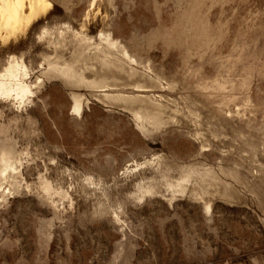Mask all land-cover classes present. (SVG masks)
Segmentation results:
<instances>
[{
  "label": "rangeland",
  "instance_id": "374dc122",
  "mask_svg": "<svg viewBox=\"0 0 264 264\" xmlns=\"http://www.w3.org/2000/svg\"><path fill=\"white\" fill-rule=\"evenodd\" d=\"M50 1L0 47L41 82L0 100V264H264V0Z\"/></svg>",
  "mask_w": 264,
  "mask_h": 264
},
{
  "label": "bare ground",
  "instance_id": "6f19581e",
  "mask_svg": "<svg viewBox=\"0 0 264 264\" xmlns=\"http://www.w3.org/2000/svg\"><path fill=\"white\" fill-rule=\"evenodd\" d=\"M52 9L53 3L50 0H0V47H8L26 37L32 27L46 18ZM69 31H71L70 28ZM48 35L50 36V30L45 28L39 38L42 39ZM63 35L64 32H60V36L63 37ZM74 36L86 48L95 46L98 53L105 55H110L113 51L118 52L121 57L127 58L130 62H136L125 47L120 46L117 41L111 38V35L101 34L100 43L96 45L92 43V38L82 32H75ZM48 67L50 70L61 73L64 78L70 81L77 77L84 79L82 75L77 74L74 66L70 63L61 65L58 62L49 61ZM41 72L45 73L42 70ZM32 76L33 73L23 57L9 55L5 65L0 69V100H10L18 104V109H26L27 104L35 101L37 89L41 86L40 77L33 81ZM70 84L73 83L70 82ZM72 97L74 110L80 113L83 109L82 99L76 94H72ZM17 170L18 167L12 153L9 150H1L0 180L7 181L17 174ZM44 190L51 194L52 188L46 184ZM206 208L207 211H210L211 205L208 204Z\"/></svg>",
  "mask_w": 264,
  "mask_h": 264
}]
</instances>
